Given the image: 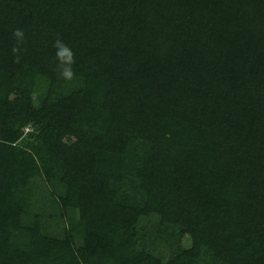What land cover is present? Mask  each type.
I'll return each instance as SVG.
<instances>
[{"label":"trees","instance_id":"1","mask_svg":"<svg viewBox=\"0 0 264 264\" xmlns=\"http://www.w3.org/2000/svg\"><path fill=\"white\" fill-rule=\"evenodd\" d=\"M0 264H264V0H0Z\"/></svg>","mask_w":264,"mask_h":264},{"label":"clouds","instance_id":"2","mask_svg":"<svg viewBox=\"0 0 264 264\" xmlns=\"http://www.w3.org/2000/svg\"><path fill=\"white\" fill-rule=\"evenodd\" d=\"M13 39L15 41L12 47V53L15 57V62L19 63L21 59V53L26 52L22 45L26 41L25 33L23 29L16 28L12 32ZM52 47L55 49L54 57L56 66L54 71L57 73L58 79L65 81H71L75 78L76 73L73 70L75 63V53L72 48L63 41L61 34H56Z\"/></svg>","mask_w":264,"mask_h":264},{"label":"rangeland","instance_id":"3","mask_svg":"<svg viewBox=\"0 0 264 264\" xmlns=\"http://www.w3.org/2000/svg\"><path fill=\"white\" fill-rule=\"evenodd\" d=\"M74 215H75V213H74ZM183 240H187V236H184ZM160 245H161V244H159V246H160ZM161 250H162V248H161V246H160V247L157 249V252L160 253ZM165 250H166V249H165Z\"/></svg>","mask_w":264,"mask_h":264}]
</instances>
